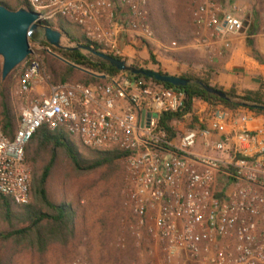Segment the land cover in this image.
I'll use <instances>...</instances> for the list:
<instances>
[{"label": "built area", "instance_id": "2783aa9c", "mask_svg": "<svg viewBox=\"0 0 264 264\" xmlns=\"http://www.w3.org/2000/svg\"><path fill=\"white\" fill-rule=\"evenodd\" d=\"M22 1L38 14L41 25L55 18L70 21L102 52L124 60L125 38L156 39L147 0H119L118 6L115 0ZM194 1L197 35L203 28L211 38L243 32L247 23L235 10L226 11L218 0ZM260 16L264 19V10ZM194 41L214 52L210 39L196 36ZM162 48L180 46L172 41ZM30 60L20 67L11 92L19 109L13 139L0 124V195L20 206L31 201L25 147L41 127L61 131L87 149L124 153L123 196L132 215V235L139 245L151 239L163 264L180 259L189 264H264V125L248 127L264 115L247 108L237 109V117L212 110L179 133L180 146L174 148L160 116L182 111L183 91L127 72L105 75L98 83H50L38 57L30 55ZM191 112L178 123L194 124ZM200 138L203 151L197 154L193 148Z\"/></svg>", "mask_w": 264, "mask_h": 264}, {"label": "rangeland", "instance_id": "374dc122", "mask_svg": "<svg viewBox=\"0 0 264 264\" xmlns=\"http://www.w3.org/2000/svg\"><path fill=\"white\" fill-rule=\"evenodd\" d=\"M0 1L8 2L15 8L18 6L16 3L18 0ZM118 1L115 0L117 6L119 5ZM147 1L150 22L155 31L156 39L147 41L134 38L128 40L125 38L121 46L127 44L135 46V43H137L143 46L147 52V55H145L148 59L141 53H138L135 58L127 56L126 61L128 64L156 71L160 68L162 71H165L156 60V55L159 57L174 56L180 58L175 53V49L166 52L162 51L163 48L160 47L161 50L154 55L159 66L150 60L148 51L150 49H157L155 44L169 45L172 41L177 42L178 46H180L179 49L185 47L188 42L186 36L191 35L193 29H195L191 11L196 3L194 0ZM218 1L224 8H227L229 11L233 10V0ZM249 4V14L241 11L238 15L245 23L249 24L248 31L254 30L263 34L264 37V19L260 16L264 10V0H252ZM50 23L54 24L56 28L60 27L63 31L62 36L65 42L63 45L61 44L62 46L76 45L70 41L66 32L80 35L81 30L77 25L62 18H55ZM34 37L36 40L30 42L33 51L31 55L34 58L38 57V62L43 69L42 73L47 76L50 83L60 82L61 79H65L68 82H81L85 80L84 75L88 73L87 71L83 68L74 67L69 61V63L63 61L62 57L59 58L58 53L49 49L55 55L52 54L41 43V40H44L41 29L36 31ZM186 53L188 54V52H181L183 56ZM48 58L53 60L54 74L49 72ZM24 62L16 66L5 79H2L3 59L0 56V84H4L5 82L9 84L10 82L8 85L10 97L11 92L16 86L18 72ZM43 89H46L45 85ZM11 100L19 117L18 105L15 100L12 98ZM186 126L185 122H181V128ZM176 127V132L181 133L179 124ZM65 137L67 138L66 135ZM179 143L180 139L177 138L173 142L174 148L180 146ZM73 144L85 158H92L95 155V150L83 147L78 141L73 142ZM42 157L43 160L41 159L40 166L46 161V157L44 155ZM125 178L126 167L122 159L93 170H77L72 161L63 152H59L55 158V167L52 175L47 182V189L50 198L58 202L63 198L66 200L75 199L74 201L79 212L75 239L69 242L66 247H61L59 243L51 244L48 252L42 256L23 246L15 248L12 241L10 243L5 242L0 247L1 256H4L5 248L12 247L15 253L11 264H163L161 254L158 250H155L154 242L151 239L144 238L141 242L142 244L139 245L136 238L132 235V230L130 229L132 215L129 211H126L124 206L123 192L125 189ZM33 199L32 193L31 201ZM2 229H7V225L0 220V230ZM121 243H124V248L119 245ZM150 250L155 251L154 255L149 254ZM176 263L189 264L184 259H180Z\"/></svg>", "mask_w": 264, "mask_h": 264}, {"label": "trees", "instance_id": "16d2710c", "mask_svg": "<svg viewBox=\"0 0 264 264\" xmlns=\"http://www.w3.org/2000/svg\"><path fill=\"white\" fill-rule=\"evenodd\" d=\"M18 6L15 8L8 2L0 1V4L7 5L13 9H18L20 5L30 8L24 1H16ZM55 27L54 24H49ZM70 41L77 45H91L101 51L98 45L86 40L82 34L66 32ZM30 42L36 38L33 36ZM180 40V38H179ZM181 41V40H180ZM51 51L58 53L60 57L70 63L93 73H86L84 84L102 82L104 79L99 75L112 77L121 73L106 60L90 53H83L80 50H61L50 46L44 40H41ZM252 49L253 56L257 61L264 64V55H262L248 40ZM111 56H113L111 54ZM123 59L119 56H114ZM126 60V59H125ZM150 60L159 66L152 52ZM30 56L25 64H29ZM49 72L54 74L53 60L47 59ZM139 67L138 65H135ZM73 70L72 67H70ZM158 71L168 74L158 68ZM135 79L141 78L147 83L163 85L176 90L183 91L185 94L184 107L180 112H163L160 116V127L167 132L168 140L176 137L173 121L179 120L188 112H191L193 100L195 98L207 101L210 104L221 105L230 110L247 108L258 115H264V94L259 90H246L239 94L234 87L224 90L221 87L212 86L210 80L205 77L183 74L181 77L187 78L190 82L186 86H173L169 83L157 81L143 75H134L128 73ZM10 79V78H9ZM61 79L60 82H64ZM58 83V82H56ZM200 83H204L215 89L224 92L227 98H220L217 95L207 92ZM10 84V82H9ZM8 82L0 84V124L6 137L13 139L18 127L19 117L16 114L14 104L9 94ZM59 152H63L73 163L77 170H93L106 164H112L114 161L123 157V152L114 151H94L92 158H85L73 144V142L61 132H50L45 127H41L31 138L25 147V161L33 172L31 191L33 200L27 205H17L10 198L0 195V220L5 222L7 229L0 230V247L3 243L12 241L15 248L23 246L26 249L39 253L41 256L46 254L53 243H59L61 247H66L69 242L76 237L77 220L79 217L78 208L75 199L66 200L63 198L59 202L51 199L48 194L47 182L51 177L55 167V158ZM46 157L45 163L40 166L42 156ZM4 256L0 254V264H11L13 261L14 248H5ZM1 250V249H0Z\"/></svg>", "mask_w": 264, "mask_h": 264}, {"label": "crops", "instance_id": "0c3cea01", "mask_svg": "<svg viewBox=\"0 0 264 264\" xmlns=\"http://www.w3.org/2000/svg\"><path fill=\"white\" fill-rule=\"evenodd\" d=\"M250 1L252 0H233L232 8L237 14H240L241 11L249 14L248 8L250 6ZM224 9L229 11L227 8ZM248 29L249 26L246 25L243 32L240 34L211 38L208 29L203 28L200 34L197 35V27H195L191 35L186 36V38H188L186 46L174 50L180 58L174 56L159 57L156 55V53L161 50L160 47L164 46L162 44H155L157 49H150L148 53L150 54V52H152L153 55H156V60L170 75L180 76L183 74H190L205 77L210 80L212 86L221 87L224 90H229L234 87L239 94H242L246 90L260 89L264 94V64L255 59L252 49L248 44V40H251L253 47L264 55V37L263 34L254 30L248 31ZM196 36L210 39L214 47V52L211 53V49H207L204 45L195 43L194 40ZM135 44V46L130 44L125 46L122 45L123 53L129 58H135L138 53H141L148 59L146 57L147 52L145 48L137 43ZM163 50L166 51L165 49H162V51ZM181 52H188V54L186 53V55L183 56ZM212 110H222L227 115L235 117H237L236 111H238L224 108L221 105L210 104L201 99H196L193 102V109L191 112L194 124L186 123V125L194 127L200 120L208 118ZM172 124L176 135V137L172 139V142H174L179 134V132H176V126L179 124L180 132H185L187 126L181 128V124L178 123L177 120L173 121ZM231 124L232 120L231 123L228 124V129L232 128ZM263 125L264 117H258L254 122L248 124V127L257 129ZM193 150L197 154L203 151L202 138L199 139Z\"/></svg>", "mask_w": 264, "mask_h": 264}, {"label": "water", "instance_id": "95a60500", "mask_svg": "<svg viewBox=\"0 0 264 264\" xmlns=\"http://www.w3.org/2000/svg\"><path fill=\"white\" fill-rule=\"evenodd\" d=\"M39 29L42 30L44 41L50 46L58 49L80 50L93 54L106 60L119 71L134 75H143L157 81L169 83L173 86H186L190 82L189 79L181 76L164 74L156 70L128 64L124 59H118L99 51L91 45L79 44L73 47L62 46L61 36L63 31L60 27L56 28L52 25H41L38 21V14L27 6L13 9L7 5L0 4V56L3 59L2 79H5L16 66L25 61L33 53L29 39L33 37L34 33ZM49 52L51 51L49 50ZM51 53L54 54L53 52ZM61 59L69 63L67 60ZM73 66L78 67L74 64ZM99 77L104 78L105 75H99ZM200 84L207 92L223 99L227 98L224 92L204 83Z\"/></svg>", "mask_w": 264, "mask_h": 264}, {"label": "bare ground", "instance_id": "6f19581e", "mask_svg": "<svg viewBox=\"0 0 264 264\" xmlns=\"http://www.w3.org/2000/svg\"><path fill=\"white\" fill-rule=\"evenodd\" d=\"M64 42H65V39L63 38V36H61V44L63 45Z\"/></svg>", "mask_w": 264, "mask_h": 264}]
</instances>
